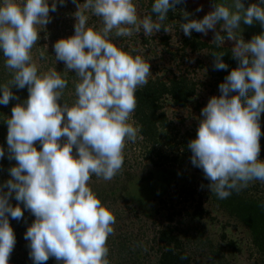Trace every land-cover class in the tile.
<instances>
[{"label":"clouds","instance_id":"clouds-1","mask_svg":"<svg viewBox=\"0 0 264 264\" xmlns=\"http://www.w3.org/2000/svg\"><path fill=\"white\" fill-rule=\"evenodd\" d=\"M71 2L76 6L74 34L53 44L56 63L63 62L78 77L76 99L69 105L61 103L68 80L55 68L39 74L32 56L41 31L52 20L50 12L66 0H0V53L4 67L13 73L0 84V105L19 99L13 86L28 91L3 121L7 158L16 163L8 169L10 178L0 183V264H9L16 245L9 216L20 220L24 210L35 217L24 234L33 264H45L50 257L57 264H110L107 242L116 217L89 182L93 176L111 181L122 170L126 143L135 142L140 132L132 120L135 93L151 75L149 62L111 40L113 35L167 32L164 22L170 11L180 10V31L186 37L193 31L204 36L213 31L217 47L232 41L231 55L238 61L219 84L220 95L210 97L201 110L196 136L187 145L191 164L203 171L207 190L220 200L253 182L264 183V160L259 159L264 31L248 41L237 36L242 23L264 29V0L247 7L244 0H212V10L199 19L177 8L185 0H154L155 19L138 15L136 0ZM91 16L100 19L102 28L89 26ZM224 55L213 54L214 70L228 69ZM5 155L0 146V159ZM13 197L16 206L10 203Z\"/></svg>","mask_w":264,"mask_h":264},{"label":"rangeland","instance_id":"rangeland-1","mask_svg":"<svg viewBox=\"0 0 264 264\" xmlns=\"http://www.w3.org/2000/svg\"><path fill=\"white\" fill-rule=\"evenodd\" d=\"M198 1L200 0H197V3ZM185 2H187L189 11L186 8L183 9L192 14L190 11L192 9L194 11L196 3L193 5L191 3L192 0H185ZM252 2H256V0H252ZM75 11L76 6L71 0H66L63 6L57 5L56 12H50L52 20L46 26L45 31H41V38L32 50L33 60L38 65L39 74L47 73L53 68L62 74L61 70L64 68V64L61 69L59 68L62 62L56 63L54 56L52 63L55 64L53 65L50 64V61L41 62L40 54L43 52L46 58L55 55L53 50L55 41L74 34L73 25L75 20L72 13ZM137 11L141 18L146 15L144 9L141 8L140 2H137ZM204 12L208 11H199L196 12V15ZM92 18L91 16L89 19V26H95L97 30L102 28L101 21L92 20ZM193 18L196 17L193 16ZM219 27L217 31H219ZM165 28L168 29L167 32L159 31L152 36H147L143 32L134 34L131 37H116L113 35L111 42L132 56L138 53L145 61L149 62L151 64V77L162 76L163 72L166 76H169L170 70L174 74L182 71L188 72L198 83L202 84H200L192 103L187 108L178 109L171 107L170 103L165 104L164 111L169 119L175 123V128L170 132V135L177 139L179 135L187 130L197 132L202 108L206 106L210 97L220 95L219 84L224 82V79L216 78L210 74L213 60L206 49L191 51L190 48L182 46V41L186 36L180 31V22L177 20L171 21L165 25ZM192 34L197 35L198 40L201 39L207 42H212L215 35L213 31H209L207 36L195 31ZM164 35L168 37L166 40L167 44L162 41ZM144 39H148L150 43L144 44ZM243 39L248 41L245 38ZM232 46L233 42L226 40L222 47L231 50ZM176 52L178 54H174ZM181 53H185V56L181 57ZM198 62L201 65H198ZM0 68L3 82L6 80L4 83L6 84L11 80H7L9 76L7 73H11V70H7L4 67V60L0 62ZM67 73L69 72L67 71ZM73 77L75 78L76 76ZM68 95L70 93H64L63 97ZM3 107L5 106L2 105L1 108ZM260 123L262 131L264 113L261 115ZM138 139L135 142L126 143L124 165L114 179L105 181L102 178L93 176L89 182L90 188L101 200L102 204L107 206L116 217L114 234L108 238L107 242V246L111 250L108 256L110 264H154L156 256L152 251H149V248L145 247V250L142 249L136 254L134 252L136 248L140 249L141 247L137 246L139 244L138 240L143 245V240L150 236L153 228L166 224L176 229V234L183 241L187 251L192 255L193 259L200 261L201 264H262V258L252 244L248 229L223 209L203 199V207L207 213L203 214L202 218L192 216L194 206L199 200V195L206 198V190H201L197 185L199 180L204 178L203 171L201 169L195 170L196 167L191 164L188 157H181L179 165L170 164L171 166H164V171H161L152 166L149 160L146 159L145 151L137 143ZM164 141L161 143L162 146L158 148L164 154L174 155L175 150L167 148L164 145ZM259 159L264 160L262 149ZM15 163L14 160H10L9 166L5 168L3 166L4 172L0 173L2 182L10 178L8 169L14 166ZM149 172L154 179L147 183L146 178H148ZM253 185L257 186V190L252 192L259 197L264 196V183L256 181L251 183L249 187ZM184 186L196 188L197 193L194 195V199L185 196V192L182 190ZM102 191L109 196L107 202H104L102 198ZM112 191L117 192L113 195ZM121 193H127L129 197ZM137 198L144 200V202L148 201L147 198L150 200L155 198L156 200L148 205L143 202L140 205ZM159 199H167L166 208L159 207L157 203ZM142 210L147 214H144ZM143 235L144 238H142ZM120 240L131 243V248L129 247V249L127 248L128 243L126 244L125 253H118L117 248L120 246L116 245V243ZM229 241H232L236 248L232 249L229 247ZM17 254L21 258H24V256L29 257L28 251H20L18 246L15 245L10 256V258L12 257V262H15L14 256H17Z\"/></svg>","mask_w":264,"mask_h":264},{"label":"trees","instance_id":"trees-1","mask_svg":"<svg viewBox=\"0 0 264 264\" xmlns=\"http://www.w3.org/2000/svg\"><path fill=\"white\" fill-rule=\"evenodd\" d=\"M251 1L252 0H244L245 6L247 7L248 4L251 3ZM137 2H140L141 8L144 9L146 15L152 14L151 7L154 0H136V3ZM217 2H221V0H217ZM191 3H193V5L196 3L194 11L192 9L190 12H192L193 16L197 19L202 18L207 13L204 12L205 14L200 13L196 15V9L198 7H202V11L209 12L212 10V0H200L198 1V3L197 0H192ZM177 8H186L187 11H189L187 2L177 5ZM152 15L155 19V14ZM92 17V20H100L97 17ZM176 20L180 23L182 22V15L180 13V10L170 11L168 14V19L164 22V26L169 22ZM262 31H264V29H262L258 23L251 26L242 23L241 30H237V36L239 37L242 35V37L246 40H250L254 35H257ZM160 32H164V30L161 29ZM221 35L223 36L225 34L221 33ZM167 38V36H163L162 41H165V44H167ZM143 41L144 44L150 43L148 39H144ZM182 46L190 48L191 51L206 49L209 52V56L212 58L213 63V54L225 53L222 59L226 64H228L229 67L226 70L218 71L214 70V67L212 66L210 74L216 78L224 79L233 68L238 66V61L232 57L231 50L225 47H217L213 40L212 42L203 41L201 39L198 40V36L192 34L191 37H185L183 39ZM174 54H178V52ZM184 54L185 53H181L180 56L184 57ZM136 55H138V53H136L134 56ZM53 56L54 55L50 56L49 58L44 57L43 59H41V62L50 61V64L53 65L55 64L52 63ZM2 60H4V57L2 53H0V62H2ZM198 65H201L200 62H198ZM62 66L63 62L61 63L59 68L61 69ZM61 72V76L68 80V86L64 90V93H70V95L64 96L62 98L61 103L64 102L70 105L71 103H74L76 99L75 84L78 82V77L74 72L67 73V70L65 68H62ZM169 72V76H166L164 72L162 76H150L148 84L136 91L135 95L137 99V107L135 109V112L132 114V120L140 128V132L137 137L139 138L137 141L138 145L145 151L146 159L149 160L152 166L158 168L161 171H164V166H168L170 164L179 165L181 157H188V159L190 160L192 154L187 145L189 141L196 136V131L189 130L179 135L177 139L176 137L173 138L170 135V132L175 128V123L169 119L168 115L164 111L165 104L170 103L171 107L178 109L187 108L192 103V100L201 84L198 83V81L193 76L189 75L188 72L185 73L179 71L175 74L172 70H170ZM7 75H9L7 77V80L12 79V71L11 73L8 72ZM73 76L76 77L74 78ZM2 78L3 75L0 71V84H4L6 81L5 80L3 82ZM12 91L19 99L10 101L9 104L3 108H1L2 105L0 106V146H3L5 149H7V125L3 123V121L11 115L12 106L26 99L28 96L27 88L17 89L13 86ZM262 133H264V127L262 128ZM163 140H165L164 145H166L167 148L169 147L175 150L174 155H167V153L164 154L158 148L159 146H162L161 143L163 142ZM260 145L262 152L264 153V135L261 136ZM36 147L37 149H39V144H37ZM5 153V157L3 159H0V173L4 172L3 166L5 168L9 166L10 163V160L7 158V151H5ZM168 154L170 153L168 152ZM195 170H199V168H196ZM146 179V182L148 183L151 179L153 180L154 177L149 172L148 178ZM164 181L167 182L165 179ZM0 183H2L1 176ZM208 183L209 181L204 177L203 179L199 180V183L197 184L198 187L201 188V190H206V198H203L202 195H199V200L194 206V212L192 216L202 218L203 214L207 213L203 207V199L217 205L219 208L223 209L248 229V231L250 232L252 244L256 249V252L261 256L262 264H264V196L259 197L254 194L252 191L257 190V186L253 185L239 193L233 192V194L227 199L220 200L214 193L207 190L206 186ZM202 185L204 186L203 188L201 187ZM182 190L183 192H185V196H189L190 199H194V195L197 193L195 187L184 186L182 187ZM116 192L117 191H112L113 195ZM121 194L127 196V193ZM101 195L104 199V202H107V198H109V196L105 195L103 191L101 192ZM147 199L148 201L144 202V200H140V198H137L140 205L142 204V202L148 205L150 202L153 203L156 200L155 198H152L151 200L149 198ZM157 201L160 208L167 207V199H159ZM10 203L13 206H16L19 202H17L13 197L10 200ZM19 206L23 210V204L20 203ZM142 212L144 214H147L143 210ZM34 219L35 217L27 210H24V216L20 220L12 219L9 216L10 225L13 228L16 236V246H18V250L20 251L25 250L29 253L28 242L24 239V234L27 230V227L32 224ZM142 238H144V235L142 236ZM143 241L144 243L143 245H141L140 240H138L139 244H137V246H141L140 249L136 248L135 252L133 250L132 251L136 254L137 252L142 251V249L145 250L146 248H149V251H152L156 256L154 264H201L200 261H196L195 259H193L192 255L187 251V248L185 247L181 238L176 234V229L171 225L166 224L158 226L157 228H153V232L150 234V236L146 237V240ZM127 243L128 242L125 240H120L118 243H116V245L120 246L119 248H117L118 253H125ZM130 244L131 243L127 244L128 249L131 246ZM228 246L232 249L236 248L232 241L228 242ZM181 257H186V259H182ZM14 259L15 262H12L11 257L9 259V264H33L30 257L24 256V258H21L19 254H17V256H14ZM45 264H57V261L55 260V258L50 257L49 260L45 262Z\"/></svg>","mask_w":264,"mask_h":264}]
</instances>
